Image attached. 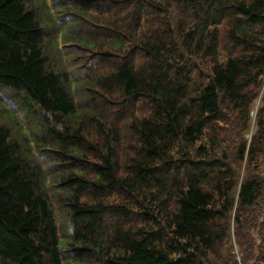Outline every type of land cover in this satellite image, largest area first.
<instances>
[{
  "label": "trees",
  "instance_id": "obj_1",
  "mask_svg": "<svg viewBox=\"0 0 264 264\" xmlns=\"http://www.w3.org/2000/svg\"><path fill=\"white\" fill-rule=\"evenodd\" d=\"M1 93L0 264H264V0H0Z\"/></svg>",
  "mask_w": 264,
  "mask_h": 264
},
{
  "label": "rangeland",
  "instance_id": "obj_2",
  "mask_svg": "<svg viewBox=\"0 0 264 264\" xmlns=\"http://www.w3.org/2000/svg\"><path fill=\"white\" fill-rule=\"evenodd\" d=\"M2 95H0V98L4 97V101H6L9 110L11 111V115L13 117H15L16 119H18L20 121V124L22 125V128L25 127V129H29L33 126H38L39 124H37L39 122V120L32 116V115H27L26 113H24L22 115L20 108H19V103L17 102V100L13 97V95H9L7 93H1ZM11 96V97H10ZM257 103H254V109L251 113V121L252 123L255 121L256 119V112L255 109L257 107ZM250 131V132H249ZM246 138H249L251 135V130H249Z\"/></svg>",
  "mask_w": 264,
  "mask_h": 264
}]
</instances>
